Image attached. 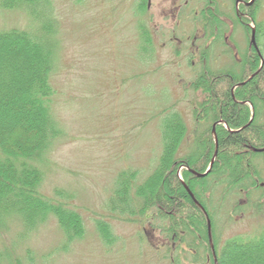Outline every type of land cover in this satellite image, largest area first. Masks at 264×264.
<instances>
[{
  "label": "trees",
  "instance_id": "obj_1",
  "mask_svg": "<svg viewBox=\"0 0 264 264\" xmlns=\"http://www.w3.org/2000/svg\"><path fill=\"white\" fill-rule=\"evenodd\" d=\"M3 11L21 12L29 26L0 29V232L17 223L21 236L27 237L53 219L65 243L71 244L85 233L82 217L70 207L73 194L55 190L46 196L41 191L40 166L62 136L52 116L56 92L51 78L59 45L53 0H0V14ZM257 28L256 39L262 43L263 24ZM242 65L228 74L209 68L198 73L188 86L195 93L192 132L188 133L179 111L167 109L159 123L162 149L156 169L137 185H133L136 173L120 171L105 202L111 218L128 223L142 218L146 226L173 241L175 252L189 264H214V260L206 219L177 177L182 166L188 168L181 172L183 183L210 219L217 264H264V160H258L264 152H255L264 150V65L258 71L259 59L248 52ZM244 82L232 93L234 86ZM244 102L254 108L251 122L250 107ZM218 121L226 127L216 126L212 169L206 177L197 178L190 171L207 169L215 152L211 129ZM239 198H244L246 206L239 202L234 206L252 207L263 225L253 236H234L221 245L215 220L222 216L227 222L231 212L225 207ZM95 228L105 247L113 246L117 238L110 225L96 219ZM24 263L0 251V264ZM171 264H181L179 257Z\"/></svg>",
  "mask_w": 264,
  "mask_h": 264
},
{
  "label": "rangeland",
  "instance_id": "obj_2",
  "mask_svg": "<svg viewBox=\"0 0 264 264\" xmlns=\"http://www.w3.org/2000/svg\"><path fill=\"white\" fill-rule=\"evenodd\" d=\"M130 1L86 0L77 5L74 0H53L59 45L51 78L56 92L52 116L62 136L40 166L41 191L46 196L55 190L72 193L70 207L82 217L85 233L82 240L66 244L54 220L27 237L21 236L17 223L9 224L0 232V251L23 263L27 260L24 264L29 260L30 264H170L158 232L142 218L134 217L131 223L111 218L105 202L120 171L136 173L133 185H137L156 169L162 149L159 123L168 108L179 111L192 132L190 102L195 93L187 84L200 72L199 64L172 59L159 46L152 52L154 59H146L150 66L140 64L141 18ZM263 18L259 13L257 20ZM192 21L189 18L188 26L194 25ZM28 26L19 11L0 14L1 30ZM233 35L244 49L245 33L239 29ZM238 202L245 205L244 198L231 202L230 208L226 204L231 212L227 222L222 216L215 220L221 245L234 236H253L263 225L252 207L238 209L234 206ZM96 219L105 220L117 238L110 248L98 236ZM180 262L188 264L182 258Z\"/></svg>",
  "mask_w": 264,
  "mask_h": 264
},
{
  "label": "flooded vegetation",
  "instance_id": "obj_3",
  "mask_svg": "<svg viewBox=\"0 0 264 264\" xmlns=\"http://www.w3.org/2000/svg\"><path fill=\"white\" fill-rule=\"evenodd\" d=\"M133 1H130L135 6L133 11L139 15V19L141 18L138 22L140 64L143 61L149 62L146 61L148 58L154 59L152 52L159 46L164 53L173 55L172 59L182 60L184 63L187 61L192 64L198 63L202 72L214 66V71H224L228 74L237 66L243 67L238 49L240 45L233 35L240 29V32H244L247 37V47L241 49L242 53L245 50L251 55L255 54L261 66L264 32L263 36L260 34L259 41L262 43H259L256 39L258 29L256 13H264V0H254L250 5H247L250 0ZM158 10L162 15L157 16ZM189 18L193 19L194 25L188 26L186 22ZM143 20H146L148 27H145ZM188 27H191L189 31ZM253 30H255V43L251 42ZM149 40L150 44L147 43ZM230 57L233 64L228 66L227 61Z\"/></svg>",
  "mask_w": 264,
  "mask_h": 264
},
{
  "label": "water",
  "instance_id": "obj_4",
  "mask_svg": "<svg viewBox=\"0 0 264 264\" xmlns=\"http://www.w3.org/2000/svg\"><path fill=\"white\" fill-rule=\"evenodd\" d=\"M252 41L254 42V33L252 34ZM253 76H251L248 80L252 79ZM246 82L242 83V84H238L236 85L233 90L238 87V86H241V85H244ZM232 90V91H233ZM244 104H249L247 102H244ZM249 106L251 107L252 109V106L249 104ZM253 119V111L251 113V118H250V122L252 121ZM223 123V122H222ZM221 124V121L217 122L216 124L213 125L212 127V136H213V139H214V142H215V152H214V155H213V158L211 159L210 163H209V166L208 168L206 169V171L204 173H196L194 171H190L192 175H194L195 177L197 178H203V177H206L208 175V173L210 172L212 166H213V163H214V160H215V157H216V153H217V138H216V134H215V129H216V126ZM257 151V150H256ZM263 151V150H261ZM260 151V152H261ZM181 183L183 184V187L185 188L186 192L188 193V195L190 196V198L193 200V202L200 208L201 212L203 214H205L206 218H207V215L205 213V210L196 202V200L194 199L193 197V194L191 193V191L187 188V186L183 183V181L181 180L180 176L178 175ZM210 228H211V225H210V221L209 219L207 218V230H208V238H209V245H210V250L212 252V255H213V258H214V263L216 264V257H215V252H214V247H213V244L211 242V234H210Z\"/></svg>",
  "mask_w": 264,
  "mask_h": 264
}]
</instances>
